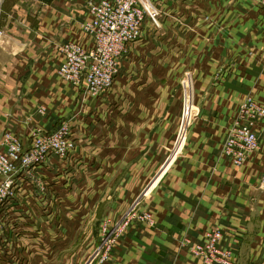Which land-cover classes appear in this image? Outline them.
<instances>
[{
  "label": "crops",
  "instance_id": "obj_1",
  "mask_svg": "<svg viewBox=\"0 0 264 264\" xmlns=\"http://www.w3.org/2000/svg\"><path fill=\"white\" fill-rule=\"evenodd\" d=\"M153 1L161 28L147 20L113 86L86 97L58 69L62 42L92 46L80 25L89 0H0V139L12 130L28 147L34 126L69 120L77 141L67 159L40 166L46 194L21 179L0 264H204L181 240L215 227L237 264H264V126L242 166L221 153L246 95L264 102V8ZM132 208L156 223L132 224L102 258L103 222Z\"/></svg>",
  "mask_w": 264,
  "mask_h": 264
},
{
  "label": "built area",
  "instance_id": "obj_2",
  "mask_svg": "<svg viewBox=\"0 0 264 264\" xmlns=\"http://www.w3.org/2000/svg\"><path fill=\"white\" fill-rule=\"evenodd\" d=\"M253 1L264 8V0ZM88 13L89 18L80 25L92 39V46L88 48L76 41L62 42L60 50L64 60L58 75L72 85L83 87L86 97H98L115 83L130 44L143 36L144 23L150 20L161 28L163 14L153 0H89ZM36 113L46 116L47 107L39 106ZM259 125L264 126V102L247 94L228 128L222 155L237 166L245 164L251 154L261 149ZM74 133L69 120L51 130L36 125L31 130L28 147L18 133L12 130L3 133L0 139V228L4 226L5 208L18 196L22 178L32 184L36 194H46L47 185L39 168L52 157L67 159L77 146ZM144 223H156L153 213L133 208L114 222L104 221L97 253L107 258L112 246L132 224ZM223 238L222 229L215 227L206 232L202 241L190 236L182 238L181 246L204 264H237L234 249L224 247Z\"/></svg>",
  "mask_w": 264,
  "mask_h": 264
},
{
  "label": "rangeland",
  "instance_id": "obj_3",
  "mask_svg": "<svg viewBox=\"0 0 264 264\" xmlns=\"http://www.w3.org/2000/svg\"><path fill=\"white\" fill-rule=\"evenodd\" d=\"M129 52H130V49H129ZM129 52H128V53H129ZM128 53H127V54H128ZM127 54H126V55H127ZM126 55H125V57H126ZM125 57H124V58H125ZM117 78H118V77H117ZM115 82H116V81H115ZM95 224H96V222H95ZM72 225L77 226L76 223H73ZM95 227H96V226H95ZM97 247H98V246H97Z\"/></svg>",
  "mask_w": 264,
  "mask_h": 264
}]
</instances>
